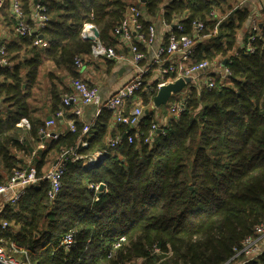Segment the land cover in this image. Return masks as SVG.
Returning <instances> with one entry per match:
<instances>
[{
	"label": "trees",
	"instance_id": "1",
	"mask_svg": "<svg viewBox=\"0 0 264 264\" xmlns=\"http://www.w3.org/2000/svg\"><path fill=\"white\" fill-rule=\"evenodd\" d=\"M134 1L45 0L47 46H33L24 37L7 44L12 67L0 69V185L27 166L41 177L63 150L85 156L105 149L117 134L132 136L130 143L122 142L88 166L69 160L51 205L48 183L40 180L15 205L6 206L0 223H8L2 236L9 254L13 243L32 264H224L264 224V19L253 33L254 50L244 52L236 34L249 18L247 9H233L212 34L219 20L215 12L224 11L226 1L145 0L140 7L144 27L151 24L149 18L162 17L181 23L191 35L192 22H203L202 33L211 35L199 45L195 62L227 58L231 76L216 80L212 89L186 90L184 111L161 123L144 113L137 130L117 125L109 137L110 113L103 109L88 133L82 134L85 124L72 114L74 131L67 127L55 138L39 132L45 118L33 115L29 99L42 60L79 79L74 58L89 55L91 45L80 37L82 25L91 22L100 40L114 46L113 29ZM106 61L109 68L115 65ZM69 90L50 86L47 109L55 124L56 113L71 108L61 103ZM154 93L140 90L141 106H150ZM22 117L29 121L28 130L17 125ZM152 124L159 129L149 135ZM82 139L86 147L79 144ZM40 142L44 146L37 148ZM13 151L31 161L22 165ZM67 233L74 239L70 248L60 244ZM11 255L24 259V254ZM245 264H264V253Z\"/></svg>",
	"mask_w": 264,
	"mask_h": 264
},
{
	"label": "built area",
	"instance_id": "2",
	"mask_svg": "<svg viewBox=\"0 0 264 264\" xmlns=\"http://www.w3.org/2000/svg\"><path fill=\"white\" fill-rule=\"evenodd\" d=\"M24 1L32 0H0V8L6 3L8 4L10 14L14 20L13 34L16 38H29L33 46L46 47L47 40L43 36V31L49 23L47 5L42 0L32 1L28 19L23 7ZM144 2L145 0H135L129 5L122 20L113 29V33L119 42L128 48V55L118 54L114 47L104 44L99 36L95 35V30L97 32L98 30L91 22H85L82 25L80 37L91 43L89 57L92 60H114L119 66L128 65L131 68L132 75L105 99L101 97L96 86L80 79L72 80L70 90L61 97V103L64 106L74 107L73 114L75 116L80 115V107L93 105L95 107V116L105 109L112 113L116 124L137 130L145 110H143L140 103L130 108H128V105H130L135 96L137 97L140 90L154 89L155 95L161 86L182 77H191L190 84L199 83L202 85L201 87L212 89L215 87L216 80L223 82L231 76L232 71L227 64V58L218 61L203 60L195 62L194 57L198 48V37L204 39L211 35L210 33H202L205 27L201 21L192 22L191 35L184 32L185 28L181 23L174 22L169 24L163 21L165 43L157 48L153 55L147 59L144 47H148L154 41L156 25L151 23L147 27L143 26L142 19H144V14L140 7ZM219 22L220 20L216 23L213 32H216ZM257 28L258 24L254 20L251 26V34L247 37L244 46L239 49L246 53L254 50L251 42L254 39L253 33L257 31ZM6 47L7 44L0 40V69L11 66V62L7 57ZM237 52L235 53L237 54ZM74 65L77 68H81L83 66L82 58L75 57ZM153 72L155 74H152ZM152 99L151 109L155 108ZM167 104L170 105V115L178 116L185 109L184 101L180 98L167 102ZM59 114L60 112H57V115ZM17 125L24 130L30 128L29 121L25 117L20 118ZM51 125H53V120L46 121L45 126ZM93 126V121L85 124L82 127V134L88 133ZM67 127L69 130L74 131V120H69ZM158 129L155 124H152L149 135H152ZM39 132L43 135L51 136L45 129ZM52 137L55 138L56 135L54 134ZM124 141L129 143L132 141V136L129 135L128 131H126L124 137L120 134L111 137L105 149L95 151L89 155L79 154L73 148L63 150L41 177L37 176L34 166L15 170L8 181L0 185V213L6 206L15 205L25 195L27 189L37 186L40 180L47 181V196L50 200H55L61 192L62 177L69 160L71 162L82 161V166H88L113 151ZM145 141H150V136H147ZM79 144L82 147H86L87 141L82 139ZM92 188L96 192L98 185ZM7 227V222L3 221L0 223V264H32L26 253L23 250H18L13 243L10 244V249L13 252L24 254V259L9 254V250L5 248V241L2 236ZM263 239L264 224H260L255 227L252 235L247 236L243 240L239 249H234V255L224 264L232 261L234 264H245L257 257V255L264 253ZM60 244L64 248H70L74 244L73 235L71 233L65 234Z\"/></svg>",
	"mask_w": 264,
	"mask_h": 264
},
{
	"label": "crops",
	"instance_id": "3",
	"mask_svg": "<svg viewBox=\"0 0 264 264\" xmlns=\"http://www.w3.org/2000/svg\"><path fill=\"white\" fill-rule=\"evenodd\" d=\"M34 1V0H32ZM32 1H24V10L26 14V18L29 19V12H30V4ZM36 1V0H35ZM45 2V0H42ZM227 2L228 6L232 7L231 9H224V11L220 12L217 10L215 12V16L220 20H224L228 13H231L233 9H247L249 11V18L247 22L244 24L242 28H240L237 31L236 34V44L237 47H243L244 44L246 43L247 36L248 34L251 33V26L252 22L255 20L257 24L261 23V21L264 19V0H246L243 2V0H224ZM234 3V4H233ZM144 14V11H142ZM3 14H8L9 21H11L12 27L14 26L13 19L11 20L10 16V10L9 6L6 3L4 6L0 8V16ZM10 15V16H9ZM145 17V14H144ZM152 24L156 25V32H155V38L154 41L148 46L144 47V51L146 52L147 59H149L154 51L159 48L160 46H163L165 43V31L163 28V19L162 17H157L155 19L149 18ZM7 21L5 18L0 19V26L7 27ZM3 27H0V40H2L5 44H8L10 42H14L16 40V36L10 35L9 32H11L12 28H9L6 32H3ZM13 31V30H12ZM214 31V30H213ZM212 34H215L216 32H213ZM210 37V36H209ZM209 37L204 38L206 40L210 39ZM19 39V38H18ZM204 39H200L198 37V47L200 44L204 43ZM47 40V39H46ZM223 40V38H222ZM116 44L112 47L116 49V51L119 54H124L128 55L129 51L128 48L124 45H122L119 40H116ZM198 50V48H197ZM197 52V51H196ZM77 57V56H76ZM78 57L82 58L83 61V66L81 68H77L75 65L74 68V75L79 78L80 80L92 84L96 86L99 90V93L103 99L107 98L110 96L119 86L124 84L132 75L131 68L128 65H123L119 66L117 63L113 65L111 68L108 67L106 59H98V60H92L88 54L86 55H78ZM20 62V61H19ZM18 62V63H19ZM12 67V62L11 66ZM44 67V68H43ZM122 68V72L118 73L119 69ZM23 71H25L24 68H22ZM152 74H155L153 72ZM72 75L67 73L64 69L56 67L51 61L47 59H43L41 65L39 66L38 69V77H37V82L32 88V95L31 98L29 99L30 103L34 106L35 111L33 112L34 116H38L40 118H45V123L48 117H50V120H53V125L51 126H45V130H47L52 137L54 134L56 135L57 133H62L67 128V123L70 119H68V115L73 114V109L74 107L70 106L71 108H63V112L59 111L60 114L56 115L59 118V122L55 124V119H52L51 116L49 115L48 112V94H49V89L52 84H57V86L60 89H63V86L65 88L68 87V89L71 87V82L74 80ZM2 80V76L0 75V82ZM62 80L61 83L59 82ZM70 81V82H69ZM64 84V85H63ZM68 92V91H67ZM183 92V91H182ZM180 92L179 94L183 95L184 92ZM178 98V95H176ZM180 99L182 97H179ZM140 103V98L139 97H134L132 101L130 102V105H128V108L134 106L135 104ZM1 99H0V108H1ZM81 108V113L79 116H75L79 121L83 122V124H89L90 122L93 121L95 124L96 119H98V116H95V107L93 105H87V106H82ZM157 109V108H154ZM147 111V112H146ZM110 113V118L107 122L106 129H107V135L110 137L114 132H116L119 124H116L112 113ZM146 112V113H145ZM145 114H148L149 112L152 113L153 115V110H145ZM56 115L54 117H56ZM142 118V117H141ZM155 118V117H154ZM157 118V119H156ZM155 121L162 122V117L156 116ZM141 121V120H140ZM139 126V125H138ZM53 138V137H52ZM39 148L43 147V143H38ZM264 241V239H263Z\"/></svg>",
	"mask_w": 264,
	"mask_h": 264
},
{
	"label": "rangeland",
	"instance_id": "4",
	"mask_svg": "<svg viewBox=\"0 0 264 264\" xmlns=\"http://www.w3.org/2000/svg\"><path fill=\"white\" fill-rule=\"evenodd\" d=\"M226 4L227 3H225L223 6H224V9H226ZM234 4V3H233ZM220 11H221V9H219ZM5 18V20L7 21V27H3V26H0V27H3V32H8L7 30L9 29V28H11L12 27V25H10L9 24V18H8V14H3V15H1L0 16V19L1 18ZM1 29V28H0ZM9 34L10 35H13V31H11V32H9ZM207 39V38H206ZM206 39H204L203 41H204V43H206L208 40H206ZM44 68V67H43ZM70 82V81H69ZM202 85L201 84H199V83H192V84H189V85H187L182 91L184 92V94H186V90H188L189 91V89L191 90L192 88L193 89H199L200 87H201ZM181 91V92H182ZM182 92V93H183ZM180 93V92H179ZM179 93H177V94H175L174 96H172L170 99H169V101L168 102H172L173 100H175L176 98H177V96L176 95H178V98L179 97H181V94H179ZM169 106L170 105H168L167 106V104L166 105H161V106H159L157 109H152L153 110V115H154V117L156 118V116H158V117H160V119H161V117H162V122L163 121H165V119H167L169 116H170V114H169ZM142 108L144 109V110H148V109H150L151 110V105L149 106V105H147V107H144V106H142ZM153 117V119L155 120V118ZM157 119V118H156ZM158 123H161L160 121H159V118H158V121H157ZM21 129V128H20ZM22 130V129H21ZM39 146H37V148H38ZM13 153H15V155H16V157L17 158H19V159H23V163H22V165H24V164H28L29 163V161H31V158H30V156L29 155H25L24 153H22V152H18V151H13ZM54 161V160H53ZM22 165H20V166H22ZM51 166V165H50ZM47 204H49V205H51L52 204V202H53V200H50L49 198H48V196H47ZM14 229H16V227H14ZM10 252V251H9ZM14 254V253H17V252H11L10 254Z\"/></svg>",
	"mask_w": 264,
	"mask_h": 264
},
{
	"label": "water",
	"instance_id": "5",
	"mask_svg": "<svg viewBox=\"0 0 264 264\" xmlns=\"http://www.w3.org/2000/svg\"><path fill=\"white\" fill-rule=\"evenodd\" d=\"M95 35L98 36V32L96 30H95ZM122 70L123 69L120 68L118 73H121ZM191 80H192L191 77H182V78H177L175 81L161 86L157 90L156 94L153 96V99H152L153 106L155 108H158L161 105H166L169 99L174 94L181 92L188 84L191 83ZM47 120H50V117H48ZM101 188H102V185H100V189Z\"/></svg>",
	"mask_w": 264,
	"mask_h": 264
}]
</instances>
